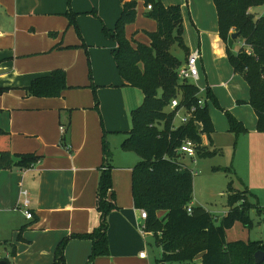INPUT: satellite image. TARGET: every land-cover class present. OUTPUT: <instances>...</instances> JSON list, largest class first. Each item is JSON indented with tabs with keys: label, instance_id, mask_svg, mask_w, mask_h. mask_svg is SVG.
Masks as SVG:
<instances>
[{
	"label": "crops",
	"instance_id": "obj_1",
	"mask_svg": "<svg viewBox=\"0 0 264 264\" xmlns=\"http://www.w3.org/2000/svg\"><path fill=\"white\" fill-rule=\"evenodd\" d=\"M135 1L137 16L127 25L126 35L134 46L149 45L157 22L146 16L144 0ZM161 1L182 8L189 55L200 54L201 95L210 89L221 108L247 129L236 136L230 132L228 119L210 108L215 132L211 138L202 136V147L220 153L221 136L226 133L233 137L229 148L236 141L239 152L246 149L247 155L241 154L246 155L244 164L248 161V168L258 169L245 175L249 186L244 180L241 184L262 206L252 175L256 182L264 181V134L257 131L250 88L228 61L213 0ZM68 12L75 13L77 28L70 26ZM122 12L121 0H0V88L9 89L0 98V128L11 135L13 154L40 157L31 169L0 171V254L11 257L15 245L13 264H53L65 240V264L148 262V255L140 258L148 235L141 233L145 221L132 193L133 171L141 159L121 147L132 129V113L142 106L145 95L141 98L140 91L119 74L113 58L117 43L103 32L115 28ZM58 69L67 75L68 88L61 97L27 95L25 89L33 80ZM63 124L68 125L66 146L61 145ZM189 161H185L187 166L199 175V162ZM105 164L112 166L117 208L107 218L109 255L90 261L93 241L81 235L100 226L98 186ZM26 200L32 220L21 209ZM193 205L198 206L194 201Z\"/></svg>",
	"mask_w": 264,
	"mask_h": 264
},
{
	"label": "trees",
	"instance_id": "obj_2",
	"mask_svg": "<svg viewBox=\"0 0 264 264\" xmlns=\"http://www.w3.org/2000/svg\"><path fill=\"white\" fill-rule=\"evenodd\" d=\"M121 1L123 12L115 28H105L103 32L117 43L113 58L119 74L128 85L141 89L145 95L142 106L132 113V129L121 147L135 152L141 159L133 171V200L136 209L147 212L146 230L154 234L162 248L157 264H256V254L264 253V241H229L227 236L237 223L249 228L253 210L264 216L256 195L246 186L243 190H235L229 185L228 211L217 223L219 219L205 207L193 205L194 175L177 153L185 140H191L198 145L197 157L217 154L216 150L202 147V136L211 138L215 132L210 106L221 109L216 96L206 89L205 105L199 107L186 124L175 125V113H165L175 98L180 100L181 107L197 106L201 93L196 85L179 80L177 72L182 62L171 53L172 47L178 45L189 56L181 6H165L161 0H144L146 6L152 5L146 16L157 22V30L149 34V45L137 43L134 46L127 38L126 27L135 22L137 1ZM213 3L228 61L250 88L249 104L257 116V131L264 134V14L256 17L251 12L264 6V0H213ZM66 16L70 26L77 28L75 13L68 12ZM233 33H238V38L245 42V47L237 53L232 50ZM67 88L66 72L58 69L36 78L25 90L29 97L58 98ZM8 91V88H0V98ZM95 101L98 106V99ZM225 114L230 132L236 136L247 132L244 124L230 112ZM65 126L63 146H66L68 133V125ZM103 148L106 153V144ZM39 161L40 157L34 154H13L11 135L0 128V171L31 169ZM111 170V164H105L98 186L100 226L91 234L81 235L93 241L90 261L109 255L107 218L117 208ZM240 182L243 184L242 180ZM66 242L57 248L53 264H65ZM11 248L10 256L14 257L16 246ZM11 257L0 254V264H13Z\"/></svg>",
	"mask_w": 264,
	"mask_h": 264
},
{
	"label": "rangeland",
	"instance_id": "obj_3",
	"mask_svg": "<svg viewBox=\"0 0 264 264\" xmlns=\"http://www.w3.org/2000/svg\"><path fill=\"white\" fill-rule=\"evenodd\" d=\"M254 14H264V6L254 9ZM185 43L189 47V43L187 41V34L184 35ZM245 47V42L242 38L235 39L233 41V52L237 53L241 48ZM249 49V48H248ZM171 53L176 56L181 62L182 65L186 63L187 52L180 48L178 45H174L171 49ZM203 80V79H202ZM183 82V81H182ZM198 88H203L204 82H199V80H188ZM136 91H140L141 98H144V93L141 89L135 88ZM227 93V92H226ZM162 93H160L161 95ZM228 95V93H227ZM143 102V99L142 101ZM140 106V105H139ZM221 107V106H220ZM211 112H215L217 114H223L225 121L227 120L226 112L228 110H224L223 108H214L213 105L210 106ZM169 106L165 109V113H170ZM230 112V111H228ZM231 113V112H230ZM235 118L236 116L231 113ZM176 125H180V120L177 119L175 121ZM242 134H239L241 137ZM207 137V135H205ZM212 137V136H211ZM233 138V137H232ZM231 136L229 134L224 133L221 136L222 147L220 149V153H217L214 156H198L197 161L199 162L198 171H200L199 175L194 174V203L198 206L205 207L208 211H210L215 217L220 219L223 217L224 213L228 208V194H229V185H232V188L235 190H243L244 185L241 184L240 180L245 181L247 186H249V182L247 178H245L246 174H253L255 169H258L257 166L252 165L251 168H248V161H245L246 157V149H241L238 151V146L229 148L231 144H233ZM208 151H213L208 148ZM133 152V151H131ZM246 153V155L241 156L242 153ZM135 153V152H133ZM136 154V153H135ZM137 155V154H136ZM138 156V155H137ZM140 158V157H139ZM188 163H190L189 159H186ZM191 164V163H190ZM193 165V164H192ZM244 166V167H243ZM193 168V167H192ZM225 169V171H224ZM236 171H235V170ZM195 171V169H194ZM251 171V172H250ZM256 176L252 175V185L256 187V194L259 196L260 202L262 203L260 206L264 209V181L261 183L256 182ZM240 179V180H239ZM233 182V183H231ZM244 184V183H243ZM253 190V189H252ZM255 191V190H253ZM257 198V196H256ZM258 200V198H257ZM251 226L245 227L241 223H237L231 231L228 232V240L229 241H264V216H260L256 210L251 212ZM147 240V249L144 251L146 255H148L147 264H157V261L160 260L162 254V248L156 242L154 236L146 237Z\"/></svg>",
	"mask_w": 264,
	"mask_h": 264
},
{
	"label": "built area",
	"instance_id": "obj_4",
	"mask_svg": "<svg viewBox=\"0 0 264 264\" xmlns=\"http://www.w3.org/2000/svg\"><path fill=\"white\" fill-rule=\"evenodd\" d=\"M147 10L150 11L152 10V5L147 6ZM200 58V54L197 52L195 54L189 55L186 63L179 67L178 69V78L180 81H188V80H198L199 78V68H198V60ZM199 101L197 106H192L191 108H186V107H181L180 106V100L178 98H175L171 101L169 108L170 111L175 113V121L177 119L180 120V124H186L188 123L191 119H193L195 113L197 112L199 107H203L205 105V98L204 96L201 95V93L198 95ZM66 126L63 124L60 127L61 134L64 136L66 133ZM198 145H196L193 141L191 140H185L181 147L177 150L178 155L180 156L179 160L186 164V159H189L193 161L194 163L196 162L197 159V150L196 148ZM187 165V164H186ZM105 169V168H104ZM193 173V171H192ZM23 208L24 214L26 219L32 220L33 219V214L28 210V201L26 200L25 203L22 205L21 209ZM189 212H191V208L188 209ZM148 218L147 212L144 210H141V219L146 222V219ZM141 233L142 235L145 236H154L152 232H148L146 230V225L145 223L141 226ZM160 235V233H159ZM140 258L146 259L147 255L145 252L140 254Z\"/></svg>",
	"mask_w": 264,
	"mask_h": 264
},
{
	"label": "water",
	"instance_id": "obj_5",
	"mask_svg": "<svg viewBox=\"0 0 264 264\" xmlns=\"http://www.w3.org/2000/svg\"><path fill=\"white\" fill-rule=\"evenodd\" d=\"M238 36H239L238 33H233L231 38L235 40L238 38ZM198 129H200V126H198ZM255 261H256V264H262L264 262V253H261V252L257 253L255 256Z\"/></svg>",
	"mask_w": 264,
	"mask_h": 264
}]
</instances>
